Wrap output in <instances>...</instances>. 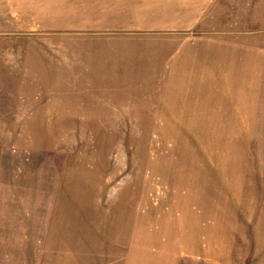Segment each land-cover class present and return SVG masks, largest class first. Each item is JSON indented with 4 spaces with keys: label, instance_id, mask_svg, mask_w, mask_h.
Instances as JSON below:
<instances>
[{
    "label": "rangeland",
    "instance_id": "obj_1",
    "mask_svg": "<svg viewBox=\"0 0 264 264\" xmlns=\"http://www.w3.org/2000/svg\"><path fill=\"white\" fill-rule=\"evenodd\" d=\"M26 2L0 0L5 30ZM235 3L212 35L258 66L213 49L175 104L98 80L136 45L0 36V264H264V0Z\"/></svg>",
    "mask_w": 264,
    "mask_h": 264
},
{
    "label": "crops",
    "instance_id": "obj_2",
    "mask_svg": "<svg viewBox=\"0 0 264 264\" xmlns=\"http://www.w3.org/2000/svg\"><path fill=\"white\" fill-rule=\"evenodd\" d=\"M235 1L237 0H28V13H18V16L27 17L29 24L23 26L26 27L25 30L23 27L16 28L15 23L5 30L0 22V36L25 32L65 38L90 37L107 42L115 39L116 42L136 45L117 47L130 49L128 53L122 52L125 53L124 57L118 56L121 60L115 59L111 52H108L111 55H105L99 51V66L103 63L107 67H99L98 80L143 81L145 84L139 89L144 92L140 96L175 98V104L176 99L181 96L189 99L195 98L196 94L202 95L201 92H196V89H201L197 83L202 79L193 75V64L198 57H211L213 49L216 51L217 61L223 60L226 65L231 62L237 66L236 72L241 74L245 67L248 71H253V67L258 66L259 47L251 52L250 57L244 55L245 52L240 50L241 46L223 43L212 35L221 32L216 29L218 24L215 18L223 16L229 3L236 4ZM22 9L24 10L23 7ZM255 26V29L247 32L259 33L258 24ZM198 33H204V36L201 40H193ZM3 59L0 58V62ZM0 69L2 72L11 71L7 67ZM124 72L131 76H126ZM108 88L113 89L112 86ZM165 103L164 100L158 101L156 105Z\"/></svg>",
    "mask_w": 264,
    "mask_h": 264
}]
</instances>
